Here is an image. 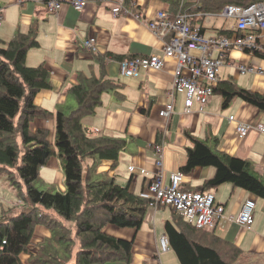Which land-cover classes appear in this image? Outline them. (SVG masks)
<instances>
[{
	"label": "crops",
	"instance_id": "1",
	"mask_svg": "<svg viewBox=\"0 0 264 264\" xmlns=\"http://www.w3.org/2000/svg\"><path fill=\"white\" fill-rule=\"evenodd\" d=\"M69 1L64 0L56 15L48 11L44 0H0L3 16L0 40L9 41L18 31L27 33L34 24L37 26L39 45L29 49L26 63L31 67L44 64L49 69L52 87L40 90L35 103L54 113L75 107L76 100L70 89L79 83V74L101 76L102 65L96 61L94 52L84 47L83 41L96 37L97 52L110 55L105 62V79L114 81L119 88L105 91L96 112L84 116L82 123L93 135L125 138L127 146L121 151L118 162L99 160L97 178L100 175L102 179L114 178L122 186L129 184L130 190L141 197V191L157 176L169 184L170 174L182 171L187 162V148L193 145L189 136H193L220 153L248 161L252 171L264 179V134L253 128L264 124L263 110L240 97H235L229 107L224 108L223 97L214 93L203 111L196 104L187 113L184 95L171 94L176 65L170 60L160 70L141 68L136 76H125L120 71L122 60L162 54L168 38L162 40L149 27L159 11L167 12L171 18L184 14L193 28H200L204 38L234 37L247 30L238 31L235 20L225 18L221 12L226 4L237 2L129 0L124 2L126 11L115 13L119 0H89L81 11L75 10ZM222 4H225L223 8ZM257 32V47L230 46L220 67L219 81L233 80L241 88L264 94V74L259 70L242 73L238 66L243 64L264 70V57L254 51H264V28ZM213 55L217 57L218 53ZM193 56L198 58L200 53L194 51ZM168 103H173L174 112L168 118L161 117L159 111ZM231 116L236 121L230 120ZM237 121L252 126L245 137L239 136ZM31 125L33 130L48 129L49 140L54 141V119L37 116ZM57 158L52 157L45 165L46 173L53 172ZM157 161H161L160 166ZM182 172L185 175L182 189L213 193L216 203L224 207L219 223L206 229V237L234 244L242 252L240 257L251 258L254 254L264 257V199L232 182L206 186L216 173L215 166H197ZM247 199L256 200L250 228L237 222ZM146 200L149 206L139 229L112 223L103 228L109 235L133 240L131 262L117 260H121V264H182L172 247L168 251L161 249L160 238L168 236L165 230L168 221L182 230L191 222L177 219L171 206H152L150 200ZM17 201L16 190L1 179L0 212Z\"/></svg>",
	"mask_w": 264,
	"mask_h": 264
},
{
	"label": "trees",
	"instance_id": "2",
	"mask_svg": "<svg viewBox=\"0 0 264 264\" xmlns=\"http://www.w3.org/2000/svg\"><path fill=\"white\" fill-rule=\"evenodd\" d=\"M257 1L262 0H234L243 5ZM37 34L34 24L27 33L18 31L11 40H0V172L6 174L20 201L0 212V264H24L22 255L27 256L29 264H101L117 259L130 263L133 240L109 235L103 228L112 223L139 229L149 203L133 193L129 184L122 186L114 178H97L99 160L118 162L127 141L93 135L82 123L84 116L96 112L105 91L119 88L114 81L105 79V62L111 57L94 51L96 61L102 65L100 78L79 74V83L70 89L75 107L54 113L35 103L40 90L52 87L49 69L44 64L31 67L26 63L29 49L39 45ZM254 51L264 57V51ZM214 93L223 97L224 108L240 97L264 111V94L241 88L233 80L218 81ZM37 116L55 120L57 149L49 140L48 129H32ZM189 137L193 145L187 148L182 171L215 166L216 173L206 186L232 182L264 199V179L252 171L248 161L220 153L207 142ZM52 157L63 160L64 192L36 186L41 168ZM175 215L183 219L177 212ZM190 225L183 230L170 221L165 225L170 247L182 264H232L220 248L230 251L233 261L242 255L234 244L207 238L205 228ZM40 226L51 234L36 244L35 253L30 246Z\"/></svg>",
	"mask_w": 264,
	"mask_h": 264
},
{
	"label": "built area",
	"instance_id": "3",
	"mask_svg": "<svg viewBox=\"0 0 264 264\" xmlns=\"http://www.w3.org/2000/svg\"><path fill=\"white\" fill-rule=\"evenodd\" d=\"M114 8V12L126 11L125 3ZM89 0H70L69 3L81 11ZM64 0H48L46 7L49 12L57 13L62 8ZM225 18L235 20V28L238 31L247 30L234 37L204 38L200 28H193L186 16L182 13L171 18L163 10L157 13L155 20L149 22L152 31L165 40L162 54L145 55L122 60L120 71L125 76H136L142 69H160L167 60L176 65L175 79L171 94H183L185 111L190 113L197 104L200 111L204 110L214 94V87L219 81L220 67L223 59L230 50L231 45L242 49L244 47H257V31L264 28V0L247 5L240 3H228L221 12ZM3 24L2 10L0 8V29ZM84 47L91 51H97L95 37L86 38ZM194 51L200 53L198 58L193 56ZM218 56L214 57L213 53ZM242 73H253L259 70L264 74L262 68L239 64ZM174 112L173 103L166 104L160 109L159 115L164 118L170 117ZM230 120L236 121L234 116ZM252 126L243 121H237V131L240 137H245ZM264 134V124L253 127ZM158 166L161 161H157ZM135 170V167H131ZM184 172L178 171L170 174L169 184H165L160 176L152 180L148 186L141 191V197L150 200L152 206L168 205L179 213L185 220L191 222L198 228L212 229L222 218L224 207L216 203L215 196L210 192L192 191L181 188L184 180ZM255 213V201L247 199L243 204L237 222L242 227H249ZM162 250L170 249L166 236L161 237Z\"/></svg>",
	"mask_w": 264,
	"mask_h": 264
},
{
	"label": "rangeland",
	"instance_id": "4",
	"mask_svg": "<svg viewBox=\"0 0 264 264\" xmlns=\"http://www.w3.org/2000/svg\"><path fill=\"white\" fill-rule=\"evenodd\" d=\"M120 4H121V1L119 0V3L117 6H119ZM74 9L77 10L76 8H74ZM60 10H58L57 13H52V14L57 15V14H59ZM162 68L163 67H161L160 69H162ZM160 69H154V70H160ZM52 145L54 148H56L54 141L52 142ZM88 161H91V159H89ZM43 169L40 171V178L36 182V186L38 188H41L44 190L51 188L52 191L64 192L66 190V186H65V175H64V170H63V160L61 158H57V162L54 163V167H53L54 170L51 174L46 173V169H47L46 166L43 167ZM99 178H100V175H99ZM1 179H3L6 183L8 182L10 184V182L6 178V174L4 172H0V180ZM19 202L20 201L12 203V205H17V204H19ZM8 205H11V204H8ZM6 207H8V206H6ZM98 212H99V210H98ZM98 212L96 211L97 217L99 219V218H101V214ZM251 225H252V223L250 224V226ZM250 226L245 227V228H250ZM50 234L51 233H50L49 229L44 227V226H40L36 230V233L34 235V242L30 246L34 250L35 253L38 250V248H37L38 246H36V244H38V242H40V239L42 237L50 236ZM160 247L162 249L161 238H160ZM166 251H168V250H166ZM219 251L222 253V255L226 256V259H228L232 264H264V257H262V255H260V254L251 255V258H243V257L239 256L237 258L238 260L237 261L234 260L235 261L234 262L231 258L232 253H230V251L227 252V249H225V248H220ZM26 258H27L26 255H22V260L24 259L23 260L24 264H29ZM121 262H122L121 260H114V261L105 262L104 264H121Z\"/></svg>",
	"mask_w": 264,
	"mask_h": 264
},
{
	"label": "clouds",
	"instance_id": "5",
	"mask_svg": "<svg viewBox=\"0 0 264 264\" xmlns=\"http://www.w3.org/2000/svg\"><path fill=\"white\" fill-rule=\"evenodd\" d=\"M254 200V199H253ZM255 201V200H254Z\"/></svg>",
	"mask_w": 264,
	"mask_h": 264
}]
</instances>
